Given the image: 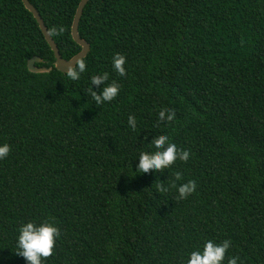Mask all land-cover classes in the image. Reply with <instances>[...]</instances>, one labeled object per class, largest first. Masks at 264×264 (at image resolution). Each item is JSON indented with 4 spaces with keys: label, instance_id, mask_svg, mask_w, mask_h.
Here are the masks:
<instances>
[{
    "label": "trees",
    "instance_id": "trees-1",
    "mask_svg": "<svg viewBox=\"0 0 264 264\" xmlns=\"http://www.w3.org/2000/svg\"><path fill=\"white\" fill-rule=\"evenodd\" d=\"M30 2L62 57L80 53L81 0ZM79 34L91 50L74 82L23 0H0V143L11 149L0 160V264H26L13 253L32 218L61 230L44 264H185L206 239L231 240L225 264H264V0H90ZM34 56L51 71L30 72ZM101 72L119 93L96 105L88 87ZM164 109L176 118L157 123ZM162 134L188 161L133 176ZM176 172L175 183L197 185L184 200L157 190Z\"/></svg>",
    "mask_w": 264,
    "mask_h": 264
},
{
    "label": "clouds",
    "instance_id": "clouds-1",
    "mask_svg": "<svg viewBox=\"0 0 264 264\" xmlns=\"http://www.w3.org/2000/svg\"><path fill=\"white\" fill-rule=\"evenodd\" d=\"M59 31H63L60 28ZM112 69L119 76L126 75V57L121 53H115L111 57ZM65 75L71 81H79L81 75L87 71V65L83 60L75 64H70L65 70ZM109 81V73L101 72L90 76L88 93L96 105H103L113 101L119 93V84L113 80ZM99 89V92L95 91ZM176 118L175 112L171 109H164L158 113L157 123L168 124ZM128 127L133 131L137 128V120L133 115H129L127 120ZM148 151H141L134 161L138 160L133 176L148 173H163L169 169L177 160L187 162L191 153L189 150L180 149L171 142L166 134L153 136L147 142ZM10 145L0 143V160L5 159L10 153ZM181 180V173L174 174V181L160 182L157 185L159 192H167L169 186L176 189L177 199L184 200L196 191V182L188 180L183 183H175ZM16 251L14 255L22 257L26 264H44V262L54 255L56 241L61 235L59 226L51 218L38 219L32 218L27 222H22L17 229ZM230 239L217 242L213 239H206L202 247L196 248L187 253L185 264H225V256L231 246ZM226 264H242L239 256L229 255Z\"/></svg>",
    "mask_w": 264,
    "mask_h": 264
},
{
    "label": "water",
    "instance_id": "water-1",
    "mask_svg": "<svg viewBox=\"0 0 264 264\" xmlns=\"http://www.w3.org/2000/svg\"><path fill=\"white\" fill-rule=\"evenodd\" d=\"M90 0H81L78 9L76 11V15L73 21L72 25V36L73 39L82 47V50L80 53H78L76 56L71 58L70 60H66L62 57L60 50L55 43L54 39L52 38L40 12L34 7V5L30 2V0H23V3L25 7L34 15L35 19L38 21V24L47 40L49 43L50 47L52 48L56 62H55V67L59 71L65 73V69L70 65V64H75L79 60H83L90 52L91 50V45L84 40L80 34H79V26H80V21L84 12V9L86 5L88 4ZM43 62V60L39 56H34L28 61V69L32 73H47L50 72L51 69H46V68H39L37 66L38 63Z\"/></svg>",
    "mask_w": 264,
    "mask_h": 264
}]
</instances>
